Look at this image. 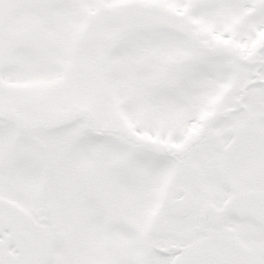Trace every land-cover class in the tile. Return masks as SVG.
I'll return each instance as SVG.
<instances>
[{"label": "snow or ice", "instance_id": "1", "mask_svg": "<svg viewBox=\"0 0 264 264\" xmlns=\"http://www.w3.org/2000/svg\"><path fill=\"white\" fill-rule=\"evenodd\" d=\"M0 264H264V0H0Z\"/></svg>", "mask_w": 264, "mask_h": 264}]
</instances>
